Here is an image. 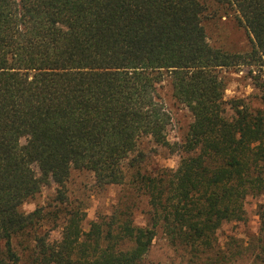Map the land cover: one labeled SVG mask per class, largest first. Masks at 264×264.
Wrapping results in <instances>:
<instances>
[{
  "label": "trees",
  "instance_id": "trees-1",
  "mask_svg": "<svg viewBox=\"0 0 264 264\" xmlns=\"http://www.w3.org/2000/svg\"><path fill=\"white\" fill-rule=\"evenodd\" d=\"M233 14L246 53L208 41L205 21ZM245 64L264 67V0H0V264L26 252L29 264H145L159 233L187 264L264 262V232L250 248L217 240L264 195V111L236 103L229 117L221 75ZM166 77L193 117L180 145L158 94ZM145 141L181 150L177 168L148 170ZM73 170L125 189L88 231L70 205ZM52 184L53 214L22 211ZM260 218L264 230V205Z\"/></svg>",
  "mask_w": 264,
  "mask_h": 264
},
{
  "label": "rangeland",
  "instance_id": "rangeland-1",
  "mask_svg": "<svg viewBox=\"0 0 264 264\" xmlns=\"http://www.w3.org/2000/svg\"><path fill=\"white\" fill-rule=\"evenodd\" d=\"M205 26L208 41L215 47L242 53H246L252 48V39L248 31L238 22L234 14L209 18L205 21ZM221 75L227 84L225 99L229 117L234 116L232 107L236 103L248 106L252 110L264 111L263 91L261 88V82L264 79V67L245 64L235 68L222 69ZM158 94L172 118L167 130L169 140L172 144L180 145L184 141L193 120L192 114L188 107L174 98L172 85L168 77L158 85ZM142 148L147 154L144 164L151 171L165 167L177 168L183 155L178 148L162 147L152 142L148 143L145 141ZM34 168L39 171L36 164ZM67 190L70 205L86 212L83 227L87 231L98 216L110 213L111 209L117 206L120 197L125 194V189L120 187L112 186L106 189H99L92 173L79 170L72 171L67 183ZM56 195L57 187L55 184L45 186L41 193L23 204L22 211L30 213L42 208L44 213L50 212V214H53L51 212L55 210ZM125 199L128 198L124 197ZM131 199L128 201L134 204L135 223L140 226L145 225L146 211L148 209L146 200H139L134 198V196ZM134 200L136 201L134 202ZM263 205L264 195L256 193L247 196L245 199V219L225 223L217 232L218 244L223 249L235 246L234 244L238 241H243L248 248H250L251 242L255 244L256 240L262 237L264 232L260 218V211ZM49 227L43 229V231L50 233L49 238H59L60 229L49 230ZM27 254L26 252V254L22 255L20 264H29ZM145 264H187V258L183 252L171 247L164 239V236L159 233L154 240ZM236 264H264V262H255L252 256L245 254L236 261Z\"/></svg>",
  "mask_w": 264,
  "mask_h": 264
}]
</instances>
